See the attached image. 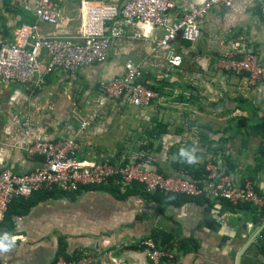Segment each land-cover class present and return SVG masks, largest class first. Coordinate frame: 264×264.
Here are the masks:
<instances>
[{
	"label": "crops",
	"instance_id": "1",
	"mask_svg": "<svg viewBox=\"0 0 264 264\" xmlns=\"http://www.w3.org/2000/svg\"><path fill=\"white\" fill-rule=\"evenodd\" d=\"M36 1L30 0L28 8H16L12 0H0V32L9 42L18 26L35 23L32 9ZM127 1L60 0L59 32L77 31L80 4L113 7L118 12ZM251 1L235 0L233 8L210 9L201 23L198 41L180 37L174 42L173 53L181 61L178 67L170 65L168 51L153 52V37L159 33L137 39L135 33L143 31L122 27L119 38L111 42L106 62L84 68L75 79L60 73L45 77L39 87L0 83V170L24 173L37 169L42 159L26 153L30 141L73 136L78 124L72 112L86 116L98 110L97 123L77 139L76 156L81 161L126 162L137 147L148 144V150L139 152L145 156V163L165 173L185 172L178 168L181 159L174 150L189 147L192 155L186 165L213 162L224 172L260 185L264 138L258 126L264 123V83L240 88L238 82H244L246 72L236 74L226 68V55L233 44L228 43L229 33L244 21L252 31L251 49L264 64V17L259 2L252 6ZM39 28L42 35L56 33L44 23ZM239 57L236 51L235 58ZM129 61L143 69L149 87L159 93V100L147 109L138 110L128 100L102 103L95 94L100 83L123 77ZM164 67L168 69L163 71L165 76L176 83L174 92L165 86L163 91L156 88L165 85L161 77ZM172 75L180 80L200 78L202 83L197 88L189 82L192 86L184 89ZM209 77L215 78L213 84ZM23 89L32 90L30 98ZM181 94L189 95L191 101L200 95V101L173 103L172 99ZM163 98L170 101L163 103ZM22 109L25 118L19 116ZM102 185L72 196L44 199L25 212L7 217L0 225V264H51L60 250L74 260L91 256L94 264H152L139 244L147 237L168 249L170 258L159 264H264V208L201 197L130 194L123 185L115 194L114 184ZM5 233L11 241L7 248L2 246L9 243Z\"/></svg>",
	"mask_w": 264,
	"mask_h": 264
},
{
	"label": "built area",
	"instance_id": "2",
	"mask_svg": "<svg viewBox=\"0 0 264 264\" xmlns=\"http://www.w3.org/2000/svg\"><path fill=\"white\" fill-rule=\"evenodd\" d=\"M30 0H12L16 8H28ZM60 0H37L32 9L35 23L18 26L9 42L0 32V83H18L24 87L41 86L47 76L64 73L75 79L84 68L103 64L107 60L111 42L118 39L122 27H136L143 31L134 38H148L152 33L153 52L168 51L170 64L180 66V58L172 50L174 42L182 37L189 42L200 37V26L213 7L233 8L235 0H204L189 5V0H128L117 12L113 7H87L80 4V26L73 34H60L62 13ZM260 13L264 17V0ZM51 26L56 33L42 35L39 24ZM110 24V25H109ZM109 33V35L107 34ZM148 35V36H147ZM226 68L236 74L250 72L259 75L262 70L253 53L226 60ZM95 94L102 103L128 100L138 110L147 109L160 96L149 87L143 69L132 61L125 65V75L100 83ZM99 111L81 116L72 112L78 129L70 137L57 140H37L26 147L30 157L42 159L37 169L19 173L12 169L0 170V225L5 221L10 205L20 198H29L37 192L59 190L74 192L81 186H92L116 180L123 186L140 184L150 194H175L189 198L227 201L237 205L252 204L264 208V173L260 185L249 178H238L221 170L216 163L204 164V173L198 179L186 172L165 173L145 162L101 163L77 159L79 136L99 120ZM146 258L159 264L170 258L167 248L159 247L147 237L140 241ZM93 257L68 261L59 257L51 264H94ZM101 264H118L104 261Z\"/></svg>",
	"mask_w": 264,
	"mask_h": 264
},
{
	"label": "rangeland",
	"instance_id": "3",
	"mask_svg": "<svg viewBox=\"0 0 264 264\" xmlns=\"http://www.w3.org/2000/svg\"><path fill=\"white\" fill-rule=\"evenodd\" d=\"M256 0H252L251 2H249L250 3V5H252V6H256V2H255ZM252 31H250V29H248L247 28V23L244 21L242 24H239L237 27H235L230 33H229V41H228V43L229 44H232V46H231V48L228 50V52H227V57H229L231 54H234L236 51H237V55L238 56H244L246 53H253L254 55H256V57H257V61H258V63H256L257 64V66H259L260 68H261V70H262V73L261 74H257V75H252V73H250V72H246V73H244L243 75H244V82H243V80L242 79H240V81L238 82L239 84V87L240 88H251V87H261L262 85H263V83H264V64H263V61L261 60V57L260 56H258L255 52H254V50L253 49H251L252 48V46L249 44V39H250V33H251ZM234 40V41H233ZM198 41V40H197ZM232 41V42H231ZM237 43H240V46H239V48L237 47ZM239 49V50H238ZM228 59V58H227ZM191 60H193L192 58H191ZM126 61V60H125ZM199 61H201V58L199 57ZM171 65V64H170ZM191 65V63L189 62L188 63V66H190ZM171 66H173V65H171ZM187 66V67H188ZM173 67H175V66H173ZM165 70H168V69H166V67H164L163 69H162V74L163 75H161V77L163 78V81L165 82V85H163V86H161V87H159V85H158V87H156V88H160V89H162V91H163V87L165 86V88H167L168 89V91H170V90H172V89H174V87H172L173 86V84H176V83H172L171 82V77L170 76H168V77H166L165 76V74H164V72L163 71H165ZM167 74V73H166ZM173 76V75H172ZM180 80V78L179 77H177L176 75H174L173 76V81H179ZM155 81H156V83H157V78H155ZM181 81V83H180V85L181 86H183V87H185L184 89H187V88H190L192 85H188L189 84V82H193L192 84L193 85H198V87L197 88H200V86H201V83H202V81H201V79L200 78H198V79H195V78H193V80L192 81H190V79H188L187 77H182V80H180ZM208 81L211 83V84H213V82L215 81V78H212V77H209V79H208ZM197 82V83H196ZM243 82V83H242ZM56 83V82H55ZM169 84V85H168ZM16 86H19V85H16ZM58 84H56V87L55 88H58ZM187 86V87H186ZM13 87V86H12ZM12 87H10V88H12ZM21 87V86H20ZM183 87H182V91H183ZM10 90V89H9ZM23 91V93L24 94H26L27 95V97L29 96V98H30V96L32 95V93H31V91H29V90H25V89H23L22 90ZM34 91V90H33ZM37 91V93H40L41 92V90H36ZM36 91H34L35 93H36ZM173 91V90H172ZM20 92V91H19ZM174 92V91H173ZM197 92V91H196ZM159 94V93H158ZM188 97H189V95H185V94H181V96H178V98H174V99H172V102L174 103H177V104H186V103H193V104H196L197 103V101L199 100L200 101V95H199V97H198V95L197 96H195L194 97V99L191 101L190 100V97H189V100L188 101H186V99H188ZM170 100H169V98H163V100H162V102L163 103H167V102H169ZM24 113H25V111L22 109V110H20L19 111V116H21V118H25V115H24ZM27 113V112H26ZM56 124V123H55ZM28 134L29 133H27V136H28ZM34 141H37V140H32V141H30L29 143H32V142H34ZM29 143H28V145H29ZM28 145H26V147L28 146ZM198 145H203L202 143L201 144H198ZM148 148V144L146 145V146H142V147H137V149L135 150V156L133 155H130L129 156V158L128 159H126V162H130V161H134V162H144L145 161V159H143L145 156H142L139 152H141V150H144V149H147ZM148 150V149H147ZM145 155H147L146 157H148L149 156V153H145ZM148 160H151L149 157H148Z\"/></svg>",
	"mask_w": 264,
	"mask_h": 264
},
{
	"label": "trees",
	"instance_id": "4",
	"mask_svg": "<svg viewBox=\"0 0 264 264\" xmlns=\"http://www.w3.org/2000/svg\"><path fill=\"white\" fill-rule=\"evenodd\" d=\"M258 127H259V130H261V132L263 134V138H264V123L260 124ZM174 153L177 154L179 156V158L181 159V163H179V165H178L179 169H183L187 174L192 176V178H194V179H198V178L202 177V175L204 173V169H203L204 165L203 164H200L197 167H191V166L186 165L187 160L190 158V154L192 155L191 150H190L189 147H186V148H183V149H179L178 148L177 150H174ZM260 153H261L260 154L261 160H264V145L261 147V152ZM110 182H111V185L114 184V186L112 185L113 186L112 187L113 188L112 192L116 194L117 191H119V186H121V183H118L116 180H113V179L110 180ZM96 186H99L100 188L104 187V185L101 184V185H92V186H81V187H79V189L77 191H74V192H63V191H59V190H53V191H49V192L41 191V192L38 193V197L37 198H34V197L32 198V196H34V195H32L29 198H20L18 200H15L11 204V205L16 204L14 208H11V205H10V207L8 209V212L6 214V218L10 217L13 213H17V214L19 213L20 214V212H25L31 206H33L34 204H36L39 201H42L44 199L51 198V197H57L59 195L60 196L61 195H71L72 196V194L79 193L83 189H90V188L96 187ZM127 188H128V193H130V194H134V193L147 194V195L150 194V193H147L146 191H144L143 186L140 185V184H136L135 183L131 187H127ZM155 194H156V196L159 195L161 198H168V197L189 198V197H183V196H179V195H175V194L165 195L163 193H154V195ZM150 195H153V194H150ZM6 218H5V221H6ZM262 237L264 238V230L262 231ZM263 246H264V240H263ZM59 257H63L64 259H66L68 261H71V260L75 259V258H72V257L69 258L63 251L61 252V250L57 253V255H56L54 260H56Z\"/></svg>",
	"mask_w": 264,
	"mask_h": 264
},
{
	"label": "clouds",
	"instance_id": "5",
	"mask_svg": "<svg viewBox=\"0 0 264 264\" xmlns=\"http://www.w3.org/2000/svg\"><path fill=\"white\" fill-rule=\"evenodd\" d=\"M4 239L5 240H9V243L2 245L4 248H7V247L10 246V243H11L10 238L8 237V234L7 233L4 234Z\"/></svg>",
	"mask_w": 264,
	"mask_h": 264
}]
</instances>
